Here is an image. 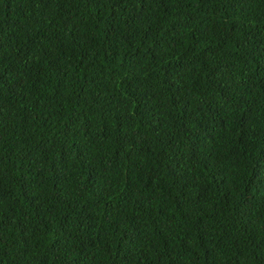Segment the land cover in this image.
<instances>
[{"label": "trees", "instance_id": "obj_1", "mask_svg": "<svg viewBox=\"0 0 264 264\" xmlns=\"http://www.w3.org/2000/svg\"><path fill=\"white\" fill-rule=\"evenodd\" d=\"M0 264H264V0H0Z\"/></svg>", "mask_w": 264, "mask_h": 264}]
</instances>
